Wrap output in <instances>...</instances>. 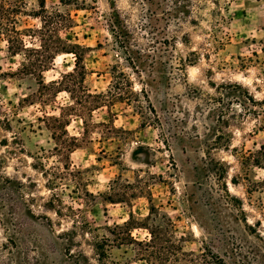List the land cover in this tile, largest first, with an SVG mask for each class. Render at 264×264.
<instances>
[{"label":"rangeland","instance_id":"rangeland-1","mask_svg":"<svg viewBox=\"0 0 264 264\" xmlns=\"http://www.w3.org/2000/svg\"><path fill=\"white\" fill-rule=\"evenodd\" d=\"M24 1L17 28H40L31 16L37 1ZM86 1L92 8L59 0L46 7L69 12L73 23L61 36L88 47L83 85L123 88L124 98L111 106L90 113L67 91L41 89L35 76L17 74L22 56L11 55L0 37V264H109L96 259V236L129 212L142 220L151 204L159 210L154 218L165 213L174 221L185 251L198 255L207 244L224 264H264V188L254 187L262 170L239 162L264 142V111L247 98L264 99V0H195V23L166 30L175 36L173 54L186 58L170 80L163 70L138 73L111 36L107 15L115 7L134 40L146 44L139 4ZM74 61L72 53L57 55L45 82L72 71ZM143 80L150 82L146 93ZM74 96H83L80 84ZM60 107L66 133L47 117ZM73 137L78 147L69 152ZM131 234L141 240L148 232ZM110 260L148 264L131 246L113 245Z\"/></svg>","mask_w":264,"mask_h":264},{"label":"trees","instance_id":"trees-1","mask_svg":"<svg viewBox=\"0 0 264 264\" xmlns=\"http://www.w3.org/2000/svg\"><path fill=\"white\" fill-rule=\"evenodd\" d=\"M38 10H34L31 16L40 20V28H24L18 29L16 26V12L21 11L24 0H2L0 3V37H5L8 44V52L11 55L20 54L22 61L17 74L33 75L38 80L41 89L51 88L53 94L67 91L71 98L76 103L81 105L82 110L92 112L104 106H111L116 101H122L125 92L120 87L118 82L112 84L106 91H91L87 86L83 85L84 78L87 74L84 65V54L88 47H85L70 38L62 37L60 31L72 26L73 18L71 14L62 11L59 8L48 10L46 0H36ZM142 7L143 21L140 24V30L143 31L147 38L146 44L141 46L133 38V32L127 25L122 13L115 7L107 15L108 28L115 41V45L121 47L126 53L132 67L138 73L151 75L152 72L164 71L170 75H175L181 72L186 64V58L173 54L175 46V36H170L166 32L169 26L180 27L185 22L195 23L192 18L194 1L195 0H132ZM60 4L74 5L77 8L85 9L92 8V4L86 0H59ZM28 14V13H27ZM160 34V36H159ZM28 36L31 39L38 38V46H29L25 43L24 37ZM72 53L75 56L74 67L72 71L61 73L58 79L45 82L43 72L48 70L54 61V58L60 54ZM119 76L125 78L128 93L136 95L132 90L131 81L122 72ZM81 85L83 96L78 100L74 96L76 87ZM150 84L149 80L142 81L140 89L141 93H146V86ZM248 95V94H247ZM144 96L149 101L146 94ZM251 102L260 104V110L264 111V99L255 100L253 96L247 97ZM130 99H127V101ZM141 107V106H140ZM68 109H73V106H66ZM61 112L58 116H47L49 119L62 125L64 133L66 126L69 124ZM151 109V108H150ZM140 111V109H139ZM141 113H144L143 111ZM146 118V114H142ZM145 122L143 121V124ZM58 132H53V137L56 139ZM73 146L69 147V152H72L78 146L76 138H72ZM239 162L243 168L257 167L262 170V177L254 187L264 188V142L258 149L241 154ZM226 172V171H225ZM223 177V176H222ZM235 182L234 178L232 179ZM224 191L229 196V192L224 184ZM113 191L114 186L110 187ZM111 190V191H112ZM138 195V194H135ZM233 197V196H232ZM110 202H121L122 199L108 196ZM236 201H240L235 198ZM149 202L151 201L148 199ZM159 213L154 205L149 206L148 214L142 219L137 220L132 212H129V217L122 224H114L106 226L107 232L99 238L96 236L92 243L96 259L99 262L106 261L111 264V248L113 245L117 247L131 246L138 260L146 261L148 264H224L222 258L212 251V248L205 244L203 250L195 255L193 252H187L183 249L182 243L185 241L183 235L177 234V228L174 221L165 213L162 214L163 219L157 220L153 217V213ZM134 228H144L148 235L139 240L132 236Z\"/></svg>","mask_w":264,"mask_h":264}]
</instances>
